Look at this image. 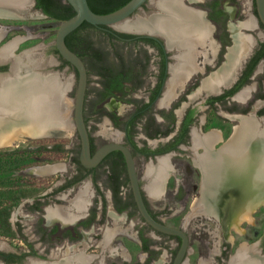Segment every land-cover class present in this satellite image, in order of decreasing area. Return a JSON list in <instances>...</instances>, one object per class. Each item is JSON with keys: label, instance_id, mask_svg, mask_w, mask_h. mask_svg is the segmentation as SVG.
Listing matches in <instances>:
<instances>
[{"label": "flooded vegetation", "instance_id": "obj_1", "mask_svg": "<svg viewBox=\"0 0 264 264\" xmlns=\"http://www.w3.org/2000/svg\"><path fill=\"white\" fill-rule=\"evenodd\" d=\"M157 2L146 1L137 10L141 14L146 12V17L157 13L156 6L159 7L160 13L148 19L151 24L156 17L165 15ZM35 3L36 0L32 9L54 19ZM180 3L189 11L200 13L208 26L204 44H188L185 59L179 56L180 35L168 44L169 38L161 30L129 33L109 26L97 27L102 34L112 35H104L109 43L108 50L101 46L107 53L104 61L75 52L87 74L83 117L90 156L109 143H117L129 151L151 217L182 229L187 236L186 250L176 264H191L188 254L195 239L192 231L203 237L207 232H217L215 236L219 237L214 251L209 245L197 251L193 264H230L236 257L247 259L249 264H264V223H258L259 227L252 223L256 226L252 230L256 237L249 243L234 246L232 238L243 234L241 225L247 220L264 216V179L258 181L259 175H254L264 164L257 169L247 166L242 154L236 157L239 165L227 163L229 158L233 160L227 156V150L234 145L232 138L238 126L254 130L249 132L248 144L264 141V24L258 18L255 0H180ZM13 28L0 23V50L8 48V56L0 57V141L15 132L13 128L18 126L19 119L8 120L7 116L14 115L25 102L20 96L13 97L12 88L25 87L30 79H53L57 83L61 81L60 67L64 66L73 71L75 87L78 80L75 67L54 45L43 50L41 59L25 61L24 68H12L13 58L32 55L29 47L15 52L16 43L25 35L4 39ZM113 31L133 36H120ZM70 33L71 43L85 37ZM209 40L212 46L207 44ZM121 47L123 51L114 50ZM101 65L108 66L106 71ZM183 71L189 74L178 87V75ZM92 76L95 84L90 87ZM243 90L245 93L241 95ZM14 102L20 106L14 108ZM241 119L250 123L243 125ZM105 122L109 128L104 134L101 124ZM75 133L77 146L66 148L70 172L56 177L49 191L42 195L44 200L34 197L29 203L31 213L39 214L31 237L23 232L20 220L15 219L13 230L23 240L24 249L14 251L2 246L0 240V264H175L181 238L145 222L136 205L123 151L113 149L95 165L84 166L79 159L80 138L76 130ZM47 137L50 136L27 133L22 141ZM240 140L239 143L245 142ZM19 143L0 145V156L23 152L8 148ZM41 144L44 142L37 143L38 149L24 148V151H42ZM223 155L227 156L225 160ZM59 164L60 168L53 172L66 169L65 162ZM46 165L28 164L21 170ZM195 169L200 175L197 181L193 178ZM242 200L248 202L238 209L241 211L238 216L248 215L232 226L237 202ZM55 207L71 214V220L64 223L59 217L48 219V209ZM177 216L189 219L187 229L166 222ZM192 216L199 219V225L191 222Z\"/></svg>", "mask_w": 264, "mask_h": 264}, {"label": "rangeland", "instance_id": "obj_2", "mask_svg": "<svg viewBox=\"0 0 264 264\" xmlns=\"http://www.w3.org/2000/svg\"><path fill=\"white\" fill-rule=\"evenodd\" d=\"M189 5L193 6L192 3ZM145 14L146 12L142 14L137 11L135 12L136 18L144 17ZM60 22L61 21L44 17L36 12L31 15L28 14L26 17L0 18L1 24L14 26L12 30L8 31L7 36L4 39L25 35V37H22L23 39H21L19 43H16L17 47L15 52H20L24 48L29 47L28 52H31L33 56L31 55L30 58L26 59L27 63H32L31 61H33V59H41L43 50L45 48L49 50L52 45H54L53 43L55 40L56 31ZM84 33H87L92 41L96 42L98 45L103 46L105 50H108L109 43L104 37V35L94 31H84ZM3 40H1V42ZM118 50L123 51V48L121 47ZM47 54L48 56L52 57V54H50L49 51H47ZM60 70V79L61 81L66 82L67 84V87H65L66 89H64L63 92L60 94V100L62 104L67 105V114L66 116H64V118L65 122H67L69 125H72V128L69 129L65 134L50 136L45 138L44 140H21V142L19 141L20 143L18 142L19 144L17 146L8 148L11 149L10 151H14L17 149L24 151V148L38 149L39 146L37 145V143L44 142V144H41L44 146H42V153L40 154L41 157H46L47 161H45V163L59 164L65 162L64 166H66V169L63 172L50 171L48 173L37 174L33 171V169L30 171H27L26 169L24 171L21 170V168L27 166L28 163H23L24 161L21 162L20 160L19 165L18 163L16 164L17 166L8 163L9 165H7L5 168H0V240L3 241V243L1 244L2 246H5L9 249H13L14 251H22L24 249V242L22 239H19V237L15 234L13 230V222H15V219L18 218L22 223L23 232L27 233L31 237V235L33 234L34 227L36 226V221L38 219L39 214L31 213V210H29L28 208L29 203L32 202V199L34 197H39L41 200H44L42 195H45V193L49 191L52 182L56 179V177L64 176L65 174H68L70 172V162L68 158L69 152L66 148H74L78 144V139L75 133V127L73 124V103L76 88L73 82V71L67 66L60 67ZM64 77L65 79H63ZM91 79L92 81L90 83V87L94 86L95 84V77L92 76ZM17 157L20 158L21 156L17 155ZM41 157L39 158L41 159ZM36 158L38 159V157L36 156L29 164H41V162H39ZM193 174L194 180L197 181L200 177L199 172L195 169L193 171ZM195 204L196 202L194 203V205ZM192 217V221H190L194 222L196 225H199V219H196L195 216ZM188 220L179 218V216H177L173 219H167L166 222L169 224L181 225L185 229H187ZM247 221L248 223H244L241 225L243 228V234H236L232 237L235 243L234 246L239 245L240 243L251 242V239L256 237V234L252 233V230L256 226H258V223H264V216L261 215L256 219H249ZM252 223H255L256 226L255 224L253 226ZM195 230L199 231L198 228H195ZM192 233V237L195 236V239L191 243L192 249L190 248L188 254V258H190L191 264H193L194 261L196 262L197 251L199 249L209 245L210 250L214 251L215 242L219 239L218 236H215V233L217 232H207L206 237H203L202 234L199 232L194 233L192 231ZM204 241L209 243L206 244Z\"/></svg>", "mask_w": 264, "mask_h": 264}, {"label": "bare ground", "instance_id": "obj_3", "mask_svg": "<svg viewBox=\"0 0 264 264\" xmlns=\"http://www.w3.org/2000/svg\"><path fill=\"white\" fill-rule=\"evenodd\" d=\"M28 3V2H27ZM156 3V2H155ZM158 5L164 11L165 15L161 17H156L155 22L151 24L149 21L152 17L156 16L160 13L159 7L157 13H153L150 16L146 17H137L135 20L129 23H125L124 27L132 29L134 31H142V30H161L162 33L169 38L168 44L174 41L177 38V35H180L182 38L177 40L180 48L179 56L181 59L186 58V48L188 44L191 43H199L204 44V40L208 35V26L204 22L200 13L197 11H189L188 8H184L180 0H158ZM162 11V12H163ZM149 19V20H148ZM144 20V21H143ZM146 20V21H145ZM143 21V22H142ZM146 22V23H144ZM1 32V31H0ZM179 38V37H178ZM243 40L240 39L239 43ZM209 40L207 43L209 46H212V42ZM10 47V46H9ZM8 48L5 50H0V57L8 56ZM28 58V57H27ZM32 62V61H31ZM13 66L14 68H19V63L16 58H13ZM183 68V65H182ZM182 70V69H181ZM228 70V69H227ZM179 73V72H178ZM188 72L183 71L180 75H178L177 86H182L184 80L188 76ZM213 77V76H212ZM64 79V78H63ZM6 83V82H5ZM25 87L22 88H12L11 94L15 98L16 96L22 97L25 99L24 104L15 105L13 103V107H18V111L14 115L7 116L8 120H18L17 127H14V133L5 137L2 141H0V145L12 146L17 144L19 141L24 139V136L28 133V135H44V136H52V135H62L65 134L69 129L72 128V125H69L65 122L64 116L67 114V105L62 104L60 100V94L63 92L67 84L63 81H58L55 83L53 79L50 80H38V79H30L27 81ZM175 88V87H174ZM173 91V90H172ZM245 93V90L241 92V95ZM24 95V96H23ZM241 123H250L249 120H242ZM24 124V126H23ZM15 126V124H14ZM108 126L106 123L101 124V132L105 134L108 131ZM237 127V131L233 136V144L228 146V155L232 156L233 160L228 159L229 163L237 164L238 158L240 154L243 156L244 164L250 167H257L259 165L264 164V141L257 142L255 144H248L251 142V138L249 136V131L247 128H239ZM254 131V130H252ZM240 139H244L245 142L239 143ZM264 139V138H263ZM239 140V141H238ZM247 143V145H245ZM258 153V154H255ZM226 155H223V158H227ZM233 161V162H231ZM239 165V164H237ZM57 168H60V165H46L43 167H35L34 172L38 174H43L45 172L53 171ZM257 169V168H255ZM251 170V169H250ZM255 176L258 177V181H263L264 179V168L261 166L257 171V174L254 173ZM253 177V176H252ZM255 180V177L254 179ZM257 181H255L256 184ZM260 184V183H259ZM252 185V184H251ZM254 187V186H253ZM256 187V186H255ZM210 191V190H208ZM211 192V191H210ZM209 192V193H210ZM248 200L238 201L236 205V216H234L235 220L231 223H234L237 220H240L241 217L245 218L247 214H242L238 216V213L241 206H245ZM77 203H80L77 201ZM76 204V203H75ZM250 205V204H249ZM77 206V204H76ZM210 206V205H209ZM247 206V205H246ZM214 207V206H213ZM215 209V208H214ZM212 210V209H211ZM241 212V211H240ZM245 216V217H244ZM59 217L62 222L70 221L72 215L68 212L64 211L62 207H55L48 209L47 218L52 220L54 218ZM235 226V225H234ZM230 264H249V261L245 258H233Z\"/></svg>", "mask_w": 264, "mask_h": 264}, {"label": "water", "instance_id": "obj_4", "mask_svg": "<svg viewBox=\"0 0 264 264\" xmlns=\"http://www.w3.org/2000/svg\"><path fill=\"white\" fill-rule=\"evenodd\" d=\"M65 1L72 7V9L74 10V14L67 19L61 20L57 28L53 44L58 53L66 61L71 63L78 73L77 87L73 103V124L80 138V162L84 166L95 165L107 152L113 149H120L121 151H123L126 157L127 171L130 178L133 195L143 219L152 228L166 234L179 236L181 238V245L175 258L176 264L180 261L186 250L187 236L182 229L158 222L151 217L144 205L129 151L125 147L117 143H109L99 147L94 155L92 157L90 156L88 132L83 117V102L87 79L86 68L81 58L65 43V37L70 32L75 30L83 21H86L94 26H109L117 31L139 33L137 31L124 27V24L135 20V12L142 6L143 3H145L146 1L151 2V0H128L119 8L108 13H96L92 11L88 5L87 0ZM255 2L258 18L264 24V0H255ZM32 6H34V0H0V18L26 17L28 14L31 15L35 12L40 14L38 10L32 9ZM150 33L151 32H148L149 35ZM6 47L7 46L4 45L3 49H5ZM27 56V54H20L15 57L18 60L19 68H24L27 66L25 64ZM13 65L14 64L12 62V68L14 67ZM251 131L252 130H250L249 132Z\"/></svg>", "mask_w": 264, "mask_h": 264}, {"label": "trees", "instance_id": "obj_5", "mask_svg": "<svg viewBox=\"0 0 264 264\" xmlns=\"http://www.w3.org/2000/svg\"><path fill=\"white\" fill-rule=\"evenodd\" d=\"M127 1L128 0H87L90 9L96 13L111 12L119 8L120 6H122ZM35 6L37 8H41L43 12H45L46 14H49L54 19L64 20L74 14V10L65 0H36ZM97 27L98 26H94V25L89 24L86 21H83L70 34L78 33V36H77L78 38L81 37L82 34L85 35V37L82 39H79L78 43L75 44V42L73 43L72 41L71 43V41H69L70 40L68 39L69 35H67L65 37V43L70 49H72V51L76 52L77 54L79 53L81 55H86L96 61H100V62L102 60L104 61V59H106L105 57H107L106 55L107 53L101 48V45H98L96 42L92 41L90 36L84 33V31L90 30V29H93L92 31L94 32L101 33V31H99ZM113 32L120 36H133L132 34H126V33H121L117 31H113ZM107 34L108 33H104L102 35H107ZM109 36H112V35H109ZM114 50L118 52V49H114ZM103 66L101 65L104 71H106V68H108V66L106 65H103ZM14 153H10L7 155L4 154L3 156H0V168H5L9 164L16 165L18 163L19 165V160L21 162L24 161L23 163L29 164L36 156L38 157V159L37 158L36 159L39 162L47 161L46 157L44 156L41 157L40 153H42V151L27 150L21 153L19 152H14ZM17 155L21 157L18 158ZM39 157H41V159Z\"/></svg>", "mask_w": 264, "mask_h": 264}]
</instances>
